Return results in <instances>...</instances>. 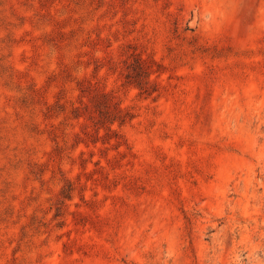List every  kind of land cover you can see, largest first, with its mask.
Returning <instances> with one entry per match:
<instances>
[{
    "label": "rangeland",
    "instance_id": "obj_1",
    "mask_svg": "<svg viewBox=\"0 0 264 264\" xmlns=\"http://www.w3.org/2000/svg\"><path fill=\"white\" fill-rule=\"evenodd\" d=\"M0 264H264V0H0Z\"/></svg>",
    "mask_w": 264,
    "mask_h": 264
}]
</instances>
